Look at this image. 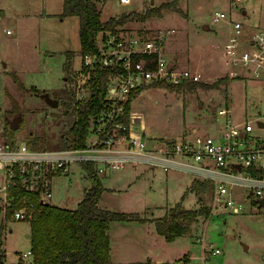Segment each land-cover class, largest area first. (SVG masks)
<instances>
[{
  "label": "rangeland",
  "instance_id": "rangeland-1",
  "mask_svg": "<svg viewBox=\"0 0 264 264\" xmlns=\"http://www.w3.org/2000/svg\"><path fill=\"white\" fill-rule=\"evenodd\" d=\"M95 1L101 20L106 21L124 13L143 14L150 7L172 0ZM62 2L0 0L5 13L0 19V57L6 63L5 67L0 62V137L6 120L10 123L18 120L15 128L18 142L40 139L44 148L58 149L68 140L74 118L69 115L71 110L67 106L71 99L65 77L66 53L69 50L74 52L70 59L71 74L82 52L78 16L54 14L61 12ZM177 7L183 12L163 9L160 15L141 21L126 20L121 29L127 34L141 36L165 32L166 57L177 69L190 67L193 73L200 74V81L208 84L219 81L212 88L196 86L193 90L155 84L140 89L134 95L131 115L141 136L147 140L167 136L180 139L185 131L190 133L192 127H197L200 134L214 135L222 117L212 120L217 115L216 109L225 102L230 103L238 119L243 118L245 108L251 112L254 132L264 135V126L258 125V120L264 122V117L262 120L255 118L259 112L264 115V80L228 77L232 65L237 66L223 51L230 35L231 26L227 23L230 16L245 25H255L254 29H264V0H240L237 7L232 6L230 0H178ZM217 10L224 11L227 16L213 22ZM46 12L54 15L42 16ZM204 24L209 26L208 29H204ZM6 26L11 29V34L3 31ZM13 74L26 89L15 82ZM32 88L48 92L51 98L58 99L59 105L50 106L43 94L37 95ZM93 138L90 136L88 142ZM177 158L187 160L183 156ZM79 166L72 165L76 170L70 174V181L67 177L60 178L57 185L54 181L49 203L69 208L77 205V200L91 184ZM134 174L132 168L126 167L125 170L112 171L110 180L104 176L101 178L105 185L123 187L120 192L106 194L104 206L121 212L137 211L144 217H162L177 202L182 201L187 208L207 204L206 190L196 195L188 192L181 200L191 181V177L182 171L157 167L140 177ZM240 190H236L237 199ZM5 214L6 208L0 204V233L6 264H32L31 255L21 257V254L32 248L29 220L33 214L21 220L15 219L13 214L10 217ZM161 239L151 243L150 256H154L153 259L165 255L182 259L186 253L187 256L190 254V262L179 259L180 264H264V205L247 202L234 214L200 215L191 224L190 231L177 237L174 243L166 242L164 237ZM209 245L212 249L219 248L220 252L205 251L204 246L208 248Z\"/></svg>",
  "mask_w": 264,
  "mask_h": 264
},
{
  "label": "built area",
  "instance_id": "built-area-1",
  "mask_svg": "<svg viewBox=\"0 0 264 264\" xmlns=\"http://www.w3.org/2000/svg\"><path fill=\"white\" fill-rule=\"evenodd\" d=\"M130 0H120L121 3ZM240 0H230L237 7ZM224 11H215L212 20H224ZM230 35L223 51L232 62L228 77L264 80V29L244 33L240 20L231 16ZM6 34L12 33L4 28ZM163 31L155 34H127L121 27L101 30L96 38V50L83 52L73 66L68 79L71 94L70 110L88 99V85L97 67L108 72L107 88L101 108L90 115L87 139L82 148L30 149L27 143L0 142V204L10 207L9 187L18 174L21 186L37 195V203L52 198V178L69 174L72 165L95 162L98 174L110 168H120L128 161L142 159L149 166L186 169L195 179L210 182L206 189L208 213H237L245 204L262 205L264 198V140L253 134V119L236 121L229 102L216 112L223 119L221 131L214 135L197 133L193 138H165L149 146L147 140L130 125L127 103L143 87L164 82L178 85L184 81H199L200 75L189 68H176L165 54ZM260 119V117H257ZM262 120V119H261ZM258 120V125H259ZM260 126V125H259ZM262 127V126H260ZM94 136L88 142L90 136ZM183 156L187 160L177 161ZM237 188H241L238 199ZM21 206L13 212L17 220L29 216L36 208L27 194ZM205 251L220 252L211 245ZM31 250L21 257L31 255Z\"/></svg>",
  "mask_w": 264,
  "mask_h": 264
},
{
  "label": "trees",
  "instance_id": "trees-1",
  "mask_svg": "<svg viewBox=\"0 0 264 264\" xmlns=\"http://www.w3.org/2000/svg\"><path fill=\"white\" fill-rule=\"evenodd\" d=\"M178 0L163 1L158 7H150L143 14L124 13L120 17H110L106 21L100 18V11L95 0H63L61 17L76 15L79 18V41L81 52L95 51L96 38L101 30L112 29L123 26L126 20H144L154 15H160L163 9L180 10L177 7ZM185 14V13H184ZM134 15L135 18H132ZM67 62L65 63V77L69 79L71 70L70 59L74 55L73 51H67ZM14 75V74H13ZM108 72L97 67L88 85V99L80 102L77 108L70 112L74 118L68 131V140L62 147L82 148L87 139L88 121L91 114L97 112L103 102V96L107 88L106 77ZM14 80L20 87L26 89L25 85L19 81L16 75ZM217 81L208 84L202 81H184L178 85H170L164 82L155 86H168L170 88L195 89L196 86L212 88L217 85ZM37 95L43 94L39 89H33ZM69 92V90H68ZM66 96V94H64ZM135 95V94H134ZM134 95L132 96L134 98ZM69 99L71 94L69 92ZM127 103V113H129L131 101ZM66 104V103H65ZM67 106H69L67 104ZM16 129L10 128V122L5 121L3 135L0 142H8L16 146L18 141ZM39 141V142H38ZM42 140H29L27 146L30 149H40L43 147ZM40 143V144H39ZM81 167L85 171L87 179L91 181L90 187L85 190L84 196L78 202L76 208H67L50 204L49 202L37 203V195L28 192L21 186L20 177L17 174L14 184L9 188L12 198L11 206L7 208L5 217H10L16 208L21 205V199L25 194L35 202L36 208L32 212L31 222V255L34 264H121L112 263L109 258L110 237L108 236V226L112 221L136 220L155 222L156 231L164 236L167 241H173L177 237L187 234L191 224L198 220L200 215H208L207 205L199 208H187L182 202H177L169 208L162 217L146 218L137 211L121 212L102 208L98 201L105 190L101 178L98 174L95 162L83 161ZM190 190L195 193L206 190L210 187V182L193 180ZM200 199V198H199ZM184 261L188 262L189 257L185 254ZM0 264H6L5 249L0 233ZM125 264H149L148 262L131 261Z\"/></svg>",
  "mask_w": 264,
  "mask_h": 264
},
{
  "label": "crops",
  "instance_id": "crops-1",
  "mask_svg": "<svg viewBox=\"0 0 264 264\" xmlns=\"http://www.w3.org/2000/svg\"><path fill=\"white\" fill-rule=\"evenodd\" d=\"M62 7H63V2H62ZM3 11H4L3 8L0 7V19H1V16L4 17V15H5V13ZM60 13H62V12L54 13V14L56 15V14H60ZM246 13L247 12L245 11V9H243V14L246 15ZM54 14H51V13H47L46 12V13H43L42 16H50V15H54ZM73 16H76V15H73ZM243 27H244V33L246 34V33L250 32V31H252L256 26L253 25V24H249V25L248 24H246V25L243 24ZM6 28H9V27L6 26ZM165 54H166V50H165ZM0 58H1L0 59V62H3V64H4L3 66H5L6 63L3 61V57H0ZM170 60H172V59H170ZM186 68H189V69L193 70L190 67H186ZM197 69H198V67L195 68L194 70H197ZM136 94H135V96H136ZM132 101H131V105H132ZM131 108H132V106H130V110H129L130 125H131L132 129L135 132H137V133H139L141 135V133L139 132L138 127L135 126L134 123H133L134 122L133 121L134 118L131 115ZM216 114L217 115L213 118L214 120H212V122L216 121L217 118L219 117L218 113H216ZM233 117H234V119L236 121H243V120L252 118L251 117V112H248L246 110V108H245V113H244L242 119H238L237 117L234 116V114H233ZM256 117H260L261 119H263L264 115H261V112H259V115L255 116V118ZM221 119L218 121L219 123H220V121H222V122H221L220 126L218 128H216V130H217L216 133H219L221 131V128H222V125H223V119L222 120ZM260 122H262V121H260ZM262 123H263V126H264V122H262ZM197 133H198L197 132V127H192L191 128V132L189 133L188 131H185L184 134H183V137L193 138L194 136L197 135ZM253 134L256 135V136H258V137H260L261 139L264 140V135H261L259 133H255L254 132V129H253ZM142 138L146 139V137H142ZM165 138H173V136L162 137V138H160V140L159 139H156V140H152V139L147 140L146 139V140H147V143H148L149 146H153V145L156 144V142H160V141H162ZM22 141H23V139H22ZM176 160L177 161H180L182 159L179 160V158H176ZM126 167L132 168L133 169V172L135 173L134 175L136 177H140V176L144 175V173H146V171L151 170L152 168H157V167H154V166H149L142 159H137L136 158V159H134L132 161H128L127 163H125L120 168H110L104 174L100 173L99 176H100V178H102L104 176L103 178L109 179L112 171H115L116 172V170H120V169L125 170ZM78 168L81 169V170H84L80 166ZM78 168H77V170H78ZM71 169L72 170H71V172L69 174H58V175H56V176H54L52 178V181H51L52 193H53V184H54V181H55V185H57L56 182H58V180L60 178L67 177L69 179V181L72 179V176L70 174H74V172H75L76 169H74L73 167ZM173 170L182 171V172L188 174L191 177L190 184L187 186L186 191L181 195V200L185 197V195L188 192L195 193L194 191H192V190L189 189V187L192 184L191 182L193 181L192 180V178H193L192 175L186 169H184L182 167H180V168H173ZM83 172H85V171H83ZM84 178L87 179L86 175L84 176ZM102 184L105 186V190L103 191V193H102V195H101L98 203H99V205L102 208H105V209H108V210H114V209L107 208L106 205L104 206L103 205V199H104V197H105L106 194H111L112 192L119 191L123 187L120 186V185H118V184H115V186L112 185V184H111V186L105 185L103 182H102ZM195 195H196V193H195ZM83 196H81V197H83ZM80 200H77V204H78V202ZM50 203L51 204H54L56 206H61V207H67V208H69L68 206H65L63 204H55V203H52V202H50ZM172 206H170V207H172ZM76 207H77V205L75 207H73V208H76ZM196 208L197 207L192 208V209H196ZM115 211H117V210H115ZM147 217L148 218H155V217H152V216H147ZM2 218H3V216H2ZM107 232H108V236L110 237V244H109V255L110 256H109V258H110V261L112 263L114 262V263L125 264V263H130L131 261H141V262H148L149 261V264H156L158 261H162V260H165V261L166 260H169L171 262H178V260L180 259V261H182V262L184 261L183 257H184V255L186 253L182 256V259L181 258H177V257L171 258L168 255L160 256L158 258L153 259L154 256H152V257L150 256L151 255L150 254V251H151L150 250L151 249V243L156 242V241H159V240H162L161 238L164 237V236L160 235L156 231V226H155V222L154 221H151V220H147V222H140V221H136V220L112 221V223H110L109 226H108ZM164 240H166V239L164 238ZM166 242L174 243V240L173 241H167L166 240ZM3 248H4V245H3ZM28 250H31V249H28ZM28 250H26V251H28ZM25 252H23V253H25ZM188 257H189V261H188V263H189L190 260H191L190 254L188 255ZM32 264H34V262Z\"/></svg>",
  "mask_w": 264,
  "mask_h": 264
},
{
  "label": "water",
  "instance_id": "water-1",
  "mask_svg": "<svg viewBox=\"0 0 264 264\" xmlns=\"http://www.w3.org/2000/svg\"><path fill=\"white\" fill-rule=\"evenodd\" d=\"M208 25L204 24V29H207ZM43 98L44 100H46V102L52 106V107H56L57 105H59L58 99H53L50 97L48 92H44L43 93ZM18 125V120H15L14 122L10 123V128L15 129ZM259 125L263 126V123L259 121ZM262 205H264V198L261 200ZM156 264H180L179 262H171L169 260H162V261H158Z\"/></svg>",
  "mask_w": 264,
  "mask_h": 264
}]
</instances>
